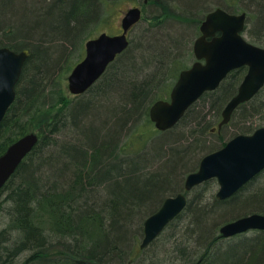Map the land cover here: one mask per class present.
<instances>
[{
    "label": "trees",
    "instance_id": "16d2710c",
    "mask_svg": "<svg viewBox=\"0 0 264 264\" xmlns=\"http://www.w3.org/2000/svg\"><path fill=\"white\" fill-rule=\"evenodd\" d=\"M14 1L0 0V17L7 14L9 19L0 25L5 39L0 47L19 50L25 44L31 53L16 100L0 124V155L31 132L37 114L43 118L38 143L0 190V212L9 220L0 230V264H16L25 251L30 255L23 264H264L263 230L226 244L220 234L224 221H218L264 214V187L255 185L264 171L225 200L212 191L215 179L193 188L186 195L195 191V196L188 198L184 211L152 243L168 236L171 249L152 255L149 246L136 248L147 217L167 196L186 192V177L198 169L204 155L264 126V88L235 110L228 123L234 128L230 134L224 129L227 124L220 130L212 124L221 122L247 72L243 66L216 90L204 93L174 128L136 136L134 126L155 128L151 105L169 98L180 72L191 65L198 20L208 3L220 0H149L158 10L149 15L146 9L148 17L134 27L129 47L90 90L74 98L67 97L63 74L82 45L79 32L109 14L120 0H41L37 21L23 30ZM238 1L240 5L233 2L227 9L248 14L246 33L264 47V0ZM189 16L196 17V26ZM11 36L21 42L11 41ZM128 129L134 132L124 140L120 134L116 138ZM67 137L73 142L65 141ZM216 139L219 145L206 151ZM52 250L56 257L48 258Z\"/></svg>",
    "mask_w": 264,
    "mask_h": 264
},
{
    "label": "water",
    "instance_id": "95a60500",
    "mask_svg": "<svg viewBox=\"0 0 264 264\" xmlns=\"http://www.w3.org/2000/svg\"><path fill=\"white\" fill-rule=\"evenodd\" d=\"M139 6L130 8L122 18L123 31L119 34L102 32L86 42L85 57L68 75V88L74 95L87 92L130 45L129 31L142 19ZM247 13L217 10L209 13L201 25V35L193 45L196 61L182 70L172 88L170 99L156 101L150 109L151 120L160 131L171 129L187 110L207 91L217 89L228 74L242 66L248 71L237 93L223 110L219 129L228 124L234 111L250 101L264 87V47L248 41L245 30ZM30 49L0 47V124L17 97V85ZM204 60V61H203ZM39 137L28 133L0 155V190L16 172L24 158L33 150ZM264 171V126L251 134H238L223 147L206 154L196 171L189 173L185 190L191 191L211 179H217L216 198L232 197L254 177ZM188 197L180 192L165 199L161 207L145 220L142 249L153 243L186 208ZM264 231V214L252 213L221 225L224 238L248 232Z\"/></svg>",
    "mask_w": 264,
    "mask_h": 264
},
{
    "label": "rangeland",
    "instance_id": "374dc122",
    "mask_svg": "<svg viewBox=\"0 0 264 264\" xmlns=\"http://www.w3.org/2000/svg\"><path fill=\"white\" fill-rule=\"evenodd\" d=\"M220 1H224L227 6H228V4H231V3L233 4V2L234 3H236V2L239 3L240 2L238 0H220ZM24 2L27 3V4L25 3L26 5L30 4L28 6H31L32 11H29L30 8H26L27 6L24 5ZM33 2L34 1H32V0H15L14 2L11 3V5L13 3H15L14 5L16 6V10L18 12V15L16 17V20H20L21 23H22L19 30L25 29L26 28L25 26H27V23L28 22H31V25H32L34 22L37 21L38 18L36 17V15L39 13V10L37 8L39 6H41L40 5L41 0H39L38 2L37 1L34 2V4L36 5V7L34 6ZM47 2H45L43 4H46L47 5ZM177 2H180V0H172V3L173 4H178ZM240 4L241 3H239V5ZM179 5H182V4H179ZM135 6H140V8L142 9V11H143V17H144L143 20H145L146 17H148V14L146 13V9L147 10L149 9V11H150V14L149 15H151L152 13H154L155 11L158 10L157 9V6H155L154 3H152V2H150L149 5H146V4H143V0H120L118 3H114L111 6L112 8L110 7V13L109 14H107L106 16L101 17V18L98 17V18L95 19V21H93L91 24H88L85 28H81L78 37L82 38V41H81V44L82 45H78L79 48L73 52V54L71 56V59L68 61L69 70L66 73L63 74L64 75L63 77L65 79L64 80V84H65V88H66L67 97L70 98V96H69L70 94H69V91H68V75L72 71L74 65L77 64L80 60H82L84 58V56L86 54V42H87V40L90 39V38H94V37L98 36L102 32H107V33H110V34H119V33H121V31H122V27H121L122 26V18L124 17L125 13L130 8L135 7ZM230 7H232V6H230ZM180 10H182V9H180ZM235 12L241 13L242 11L241 10H238V11H235ZM197 13L198 12H195L194 14L196 15ZM203 18H204V14H201V19L203 20ZM143 20L141 21V23L143 22ZM8 21H9V19H8V15L7 14L6 15L3 14L0 17V25H5V24L8 23ZM134 27H135V25L133 26L132 30L129 33V38H130L131 41L135 37V30H134L135 28ZM3 36H4V34L2 33V31H0V40L4 39ZM198 36H199V33L193 37V39L191 41V47L190 48L193 49L194 41H195L196 37H198ZM247 39L249 41H251V39L249 38L248 35H247ZM26 46L27 45H25V44H21V46L19 48L23 49V48H26ZM27 48H29V47H27ZM21 49H19V50H21ZM57 50H59V49H56V51ZM71 52H72V50L70 49L69 50V53L71 54ZM194 60H195V58H193L191 60L190 64H192L194 62ZM257 117H259V116H257ZM41 118H43V116H38L37 120L34 122V125L35 126L32 125V124H30V128L32 127L31 132H38V130H39V126L38 125L41 123ZM141 122H139V123H141ZM212 124H213V126H216V127L218 126V123L217 122H213ZM153 125H154V123H153ZM37 126H38V128H37ZM137 126H134L135 132H137V134H136L137 137H139L143 133H146V134H149V135L150 134L151 135L152 134H155V135L158 134V135H160L159 133L162 132V131H159L155 127V125H154V127H155L154 129L151 128V127H148V125H141L139 128ZM232 126H233V124H227V126H225L224 129H225L226 133L230 134L232 132V130L234 129ZM134 129H132V130L131 129L130 130L128 129V130H125L123 132L120 131V133L118 132L116 138H118V136L120 134V135H123L122 136V139L124 140L125 139V136H127L129 134H132V132H134ZM68 140L71 141V142H73V139L67 137L65 139V141H68ZM218 142L219 141L216 139L211 144H208L206 146V147H208V149L206 151H210V150H213L214 148H216V146L219 145ZM203 154H205V152ZM255 185H256V189L257 188H263L264 187V178H261L260 181L257 184H255ZM211 188H212V191H214V193H217V191L219 189L218 182L216 181V183H215L213 181V184H212ZM250 190L252 192H255V187H251ZM186 193L187 192H185V194ZM194 196H195V191L194 192L192 191L191 194L190 193L187 194V197L188 198H193ZM218 221H224V222L221 223V225H223L225 222H228L229 220H226V219L224 220V217H221V219L218 220ZM8 222H9V220H8L7 216L4 215L2 212H0V230L1 231L6 228V226L8 225ZM221 225H220V227H221ZM254 236L255 235L252 232L249 231V232H247V234H245V236L243 238H239V237H235L234 239H231V238H223V239H221V241L222 242H226V244H228L230 242H233V241H236V240H239V239L252 238ZM143 237H144V235L142 237L139 236V240H138V243L136 244V248H140L139 246H140V244L142 242ZM166 239L168 240V236L167 237L165 236V238L161 239L160 243H158L157 245L156 244H152V245L150 244L147 249L150 250V252H152V255L156 254L158 252V250H159V252H161V249H164V248L171 249L170 248V242H167ZM58 247H60L59 250H61V251H64V250L66 251L67 250L64 246H57L56 249ZM153 251H155V252H153ZM164 252H165V250H164ZM64 253H65V255H68L66 252H64ZM143 253H145V252H143ZM143 253H142V256H143ZM164 254L162 253L161 255L164 256ZM29 255H30V251H25V252L21 253L20 255H18L16 257V264H23L27 260V257ZM48 255H49L48 258H55L56 257L55 254H54V252H53V250L50 251ZM173 260H174V257H172L171 261H173ZM167 264H183V260H178V261H175L174 260V263H170L169 262Z\"/></svg>",
    "mask_w": 264,
    "mask_h": 264
},
{
    "label": "bare ground",
    "instance_id": "6f19581e",
    "mask_svg": "<svg viewBox=\"0 0 264 264\" xmlns=\"http://www.w3.org/2000/svg\"><path fill=\"white\" fill-rule=\"evenodd\" d=\"M145 4L146 5H149L150 4V1L149 0H145ZM217 10H225V11H228V12H230V13H237V12H232V10L230 9V8H228L227 9V5H226V3L224 2V1H220L219 3L217 2V4H216V2L215 3H213V2H211V3H208V6H207V8L205 9V15H204V19L202 20V21H200V20H198V23L200 24V29H199V31L200 32H198V33H200L201 34V25H202V23H203V21L205 20V18H206V16L209 14V13H211V12H214V11H217ZM196 16V15H195ZM189 19H187L190 23H192V24H194V26H196L197 25V20H195V18H194V16H189L188 17ZM144 19V17L139 21V22H137L136 23V25H135V27L137 26V25H140L141 24V21ZM247 21H248V18H247ZM247 24H248V22H246V28H247ZM246 28H245V30H243L242 32H241V34H242V36H244L245 38H247V35H248V33H246ZM197 33V34H198ZM16 34H17V36H19V37H21V35H20V32H16ZM24 35L26 36V34L24 33ZM16 36V38H18ZM11 37H13V36H11ZM15 38V36L13 37V38H11L10 40L11 41H14V42H16V43H19V42H21L20 40L21 39H16ZM22 38V37H21ZM197 38V37H196ZM3 40H5V39H2V40H0V42H2ZM6 47H9V48H11V49H13L12 47H10V46H8V45H5ZM184 47V46H183ZM71 49V48H70ZM193 54H194V49H193ZM194 58H195V60H196V56H195V54H194ZM195 60H194V62H195ZM204 61V60H203ZM193 64V63H192ZM192 64L188 67V68H190L191 66H192ZM92 88V87H91ZM90 88V89H91ZM89 89V90H90ZM68 91H69V88H68ZM86 93V92H85ZM69 96H70V98H74L75 96H79V95H82V94H79V95H74V94H72L70 91H69ZM84 94V93H83ZM153 105V104H152ZM151 105V106H152ZM151 109V108H150ZM41 114H37V116H40ZM151 118V117H150ZM181 121V120H180ZM180 121H178L172 128H174L176 125H178V123H180ZM171 128V129H172ZM30 133H36L37 135H38V137H40L39 136V134H38V132H30ZM63 139V138H62ZM39 141V140H38ZM38 143V142H37ZM11 145V144H10ZM9 145V146H10ZM65 188H67V186L65 185ZM167 197H169V196H167ZM166 197V198H167ZM165 198V199H166ZM165 199H164V201H165ZM163 201V202H164ZM163 204V203H162Z\"/></svg>",
    "mask_w": 264,
    "mask_h": 264
},
{
    "label": "flooded vegetation",
    "instance_id": "af4514ba",
    "mask_svg": "<svg viewBox=\"0 0 264 264\" xmlns=\"http://www.w3.org/2000/svg\"><path fill=\"white\" fill-rule=\"evenodd\" d=\"M122 27V26H121Z\"/></svg>",
    "mask_w": 264,
    "mask_h": 264
}]
</instances>
